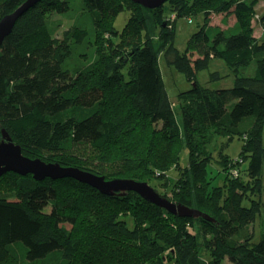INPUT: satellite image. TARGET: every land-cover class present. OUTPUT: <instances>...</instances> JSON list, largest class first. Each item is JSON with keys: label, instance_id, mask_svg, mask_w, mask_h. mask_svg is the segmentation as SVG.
Segmentation results:
<instances>
[{"label": "trees", "instance_id": "obj_1", "mask_svg": "<svg viewBox=\"0 0 264 264\" xmlns=\"http://www.w3.org/2000/svg\"><path fill=\"white\" fill-rule=\"evenodd\" d=\"M261 1L166 0L144 10L131 0H41L19 18L0 45V136L26 156L108 180H155L160 196L207 217L171 214L133 191L105 195L73 178L8 172L0 177V264H264ZM22 2L0 0V19ZM122 11L128 17L117 29ZM215 14L223 27L210 24ZM183 17L196 29L180 50L174 20ZM160 56L188 81L177 94L179 118ZM214 57L231 68V86L198 81ZM233 137L237 157L221 142ZM36 188L52 192L49 209L31 204Z\"/></svg>", "mask_w": 264, "mask_h": 264}, {"label": "water", "instance_id": "obj_2", "mask_svg": "<svg viewBox=\"0 0 264 264\" xmlns=\"http://www.w3.org/2000/svg\"><path fill=\"white\" fill-rule=\"evenodd\" d=\"M41 0H24L17 8L4 15L0 19V45L12 32L19 18ZM144 9L161 6L166 0H131ZM8 172L26 176L30 175L34 180L73 178L85 183L105 195L125 193L133 191L145 201L163 208L171 214L180 217L204 216L195 208L180 203H173L160 196L147 182L134 179H105L103 176L82 170L76 166L62 165L58 162H45L40 158H30L22 153L21 147L12 142L5 131H2L0 142V177ZM207 217V216H204Z\"/></svg>", "mask_w": 264, "mask_h": 264}, {"label": "rangeland", "instance_id": "obj_3", "mask_svg": "<svg viewBox=\"0 0 264 264\" xmlns=\"http://www.w3.org/2000/svg\"><path fill=\"white\" fill-rule=\"evenodd\" d=\"M260 6V7H259ZM257 8V13L261 16L262 14H264V1L262 0L260 2V5ZM146 10V9H144ZM148 14V13H147ZM128 17V11H122L120 12L114 19L113 24L117 29H121ZM223 14H215V15H211L210 17V24L212 25H221V27H223V25L221 24V20H222ZM257 16L254 17L253 21H252V26L254 28V35L256 37H262L263 35V28L261 26V24L259 22H257V19H255ZM233 17L229 16L227 18V22L228 24H232L233 22ZM174 43L175 46L180 49L183 50L185 45H186V41L189 37V35L196 29V24L195 21H193L192 23L188 21L187 18L183 17V18H178L176 19V21L174 20ZM223 23V22H222ZM148 30H149V34L151 36V38L153 39V41H155L154 46L155 48H157V50H159V42L157 41V34H158V30L157 28H155L153 26L152 21L149 19L148 20ZM160 53V52H159ZM196 55H192V58H195ZM160 68L162 71V76H163V80H164V84L165 87L167 89L169 98L172 102L173 108L175 110V112H177V118H179V112H178V107H177V94L180 91H183L185 88L188 87V81H186L184 75L179 72L173 65H169L167 64L164 59L160 56ZM245 74L251 71V64L247 65V67L245 68ZM244 71L240 72L243 73ZM213 73H216L217 76L220 74V77L214 78L213 77ZM197 79L199 82H201L202 84L211 87V88H215V87H223V86H231L232 82L234 80L231 68H229L221 59L219 58H211L209 65L207 68L198 71L197 72ZM216 141V140H214ZM226 142V144L223 146V150L225 153H227L228 155L232 156V157H237L240 149H241V140H239L236 137H233L231 140L227 141L226 139L222 138L221 142ZM217 146L216 145H212L213 149L214 147ZM179 162L182 166H187L188 164V153L185 150L184 146H182V148L179 150ZM166 157H171V154H166L164 155ZM30 157V156H28ZM77 157V154L73 153V158ZM33 158V157H30ZM38 158V157H36ZM67 158V157H65ZM73 158H68L69 160H71L73 163L77 164V160L73 159ZM167 175L171 178L174 179L176 177V169L172 168L168 170ZM264 175V168H263V174ZM212 179L217 180L221 179L222 175L219 174H214L212 175ZM213 180V181H214ZM156 181L153 180L150 184L151 185H155ZM160 190H162L161 187H159ZM52 192L48 189V188H36L35 190H33L30 193V198H31V204L34 206V208L36 209H49L48 207L50 206L49 204V200L52 198ZM51 208V207H50ZM54 213V211L52 212ZM72 223V219H61L60 217L57 216L56 219V224H62L65 225L67 227H69ZM56 247L55 244L51 243L49 244V248H53ZM169 264V263H168Z\"/></svg>", "mask_w": 264, "mask_h": 264}, {"label": "flooded vegetation", "instance_id": "obj_4", "mask_svg": "<svg viewBox=\"0 0 264 264\" xmlns=\"http://www.w3.org/2000/svg\"><path fill=\"white\" fill-rule=\"evenodd\" d=\"M1 140H2V135L0 136V142H1Z\"/></svg>", "mask_w": 264, "mask_h": 264}, {"label": "clouds", "instance_id": "obj_5", "mask_svg": "<svg viewBox=\"0 0 264 264\" xmlns=\"http://www.w3.org/2000/svg\"><path fill=\"white\" fill-rule=\"evenodd\" d=\"M189 21V20H188ZM4 131V130H3ZM1 135H2V132H1ZM26 156V155H25ZM28 157V156H27ZM21 176V175H20ZM27 176V175H26Z\"/></svg>", "mask_w": 264, "mask_h": 264}]
</instances>
